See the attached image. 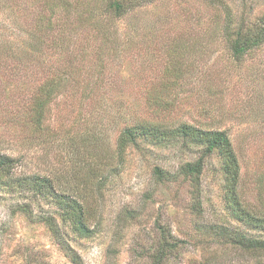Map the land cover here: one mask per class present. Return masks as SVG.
<instances>
[{"label": "rangeland", "instance_id": "obj_1", "mask_svg": "<svg viewBox=\"0 0 264 264\" xmlns=\"http://www.w3.org/2000/svg\"><path fill=\"white\" fill-rule=\"evenodd\" d=\"M48 1L0 0V153L20 159L17 175L49 177L58 194L34 201L35 212H50L82 264H152L161 226L180 244L168 264H254L210 230L264 240V230L232 218L219 154L206 158L196 214L191 182L161 185L154 168L176 171L201 157L204 145L150 140L121 160L116 141L125 126L142 121L226 131L240 163L241 199L264 218V45L238 60L223 31L224 6L236 22L255 23L264 0H155L121 20L100 3L101 25L74 24L68 35L74 57L64 53L61 14L52 16ZM67 68L75 69L70 83L38 132L29 124L33 99ZM154 100L168 101V110L155 111ZM33 196L0 181V264H74L44 223L17 211ZM59 197L83 200L87 235L63 219Z\"/></svg>", "mask_w": 264, "mask_h": 264}, {"label": "trees", "instance_id": "obj_2", "mask_svg": "<svg viewBox=\"0 0 264 264\" xmlns=\"http://www.w3.org/2000/svg\"><path fill=\"white\" fill-rule=\"evenodd\" d=\"M56 5L49 0L46 8L52 16L56 14L57 9L61 14V46L66 56L74 57L77 52L76 47L71 45L69 33L80 27L91 26L97 28L101 25L97 21L96 12L101 7L109 16L117 19H124L128 15H132L137 9L153 3L155 0H58ZM245 1V0H243ZM226 9V19L224 24V39L232 52L234 58L241 60L252 51L261 48L264 45V16L257 22H251L247 18L235 21L232 16L231 8L224 6ZM96 9V11H94ZM107 15V16H108ZM77 26V28L74 26ZM71 26V29L69 27ZM53 28V24H51ZM76 55V54H75ZM67 68L58 81L50 79L39 89V96L33 99L30 108L29 124L36 131L44 129V121L49 104L58 92L65 91L70 83L72 76L68 73ZM75 70V69H73ZM62 74V75H63ZM98 85H93L92 88ZM155 111L168 110V101L152 102ZM106 111L111 112L108 108ZM114 123L116 120H113ZM176 139L191 141L204 145L205 152L197 160L186 162L177 167L176 171L166 170L156 166L154 168V177L161 185L177 183L181 179H188L193 186V209L196 214L201 213V178L203 175L206 158L217 153L222 159V171L225 176V201L232 218L238 223H243L249 227L264 230V218H260L252 214L247 205H244L240 196V163L235 153L232 141L226 131L222 130H204L196 128L189 124H180L178 127L167 128L164 124L138 122L134 125L125 126L117 137L116 154L119 159L124 160L128 148L139 147L141 142L152 141L156 145L169 144ZM20 159L13 158L10 155L0 153V181L12 189L13 193L23 194L27 192L33 193L30 202L24 197L23 202L17 203V211L23 213L31 221L42 222L47 226L55 240L63 246L67 256H69L74 264H82L80 256L75 253L62 238L60 225L57 223L50 212H35L34 201H40V198L46 196L58 197L53 181L47 176H38L24 174L17 175ZM61 202H65L63 219L70 221L73 229L81 236L89 233L87 226V212L83 200L72 198H60ZM223 243H231L236 246V250H241L247 254L250 259L255 260L254 264H264V240L250 238L241 232H230L225 227H217L210 229ZM179 241H177L173 233L160 227V244L156 254L152 258V264H168L170 256L178 251Z\"/></svg>", "mask_w": 264, "mask_h": 264}]
</instances>
